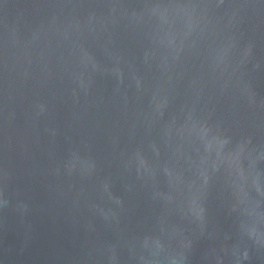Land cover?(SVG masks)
<instances>
[{"label": "water", "instance_id": "obj_1", "mask_svg": "<svg viewBox=\"0 0 264 264\" xmlns=\"http://www.w3.org/2000/svg\"><path fill=\"white\" fill-rule=\"evenodd\" d=\"M0 264H264V0H0Z\"/></svg>", "mask_w": 264, "mask_h": 264}]
</instances>
